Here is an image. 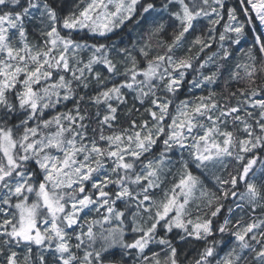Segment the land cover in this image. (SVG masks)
<instances>
[{"label":"snow or ice","instance_id":"obj_1","mask_svg":"<svg viewBox=\"0 0 264 264\" xmlns=\"http://www.w3.org/2000/svg\"><path fill=\"white\" fill-rule=\"evenodd\" d=\"M241 3L244 5V0ZM109 5H113L115 11H110ZM213 5L224 7L223 0H212L211 4L209 0H159V4L156 0H90L78 14L74 11L62 14V0H0V255H4L6 264H48L46 252L53 255L52 264L57 261L59 264H128L124 257L133 255V264H162L158 253L153 252L151 257L145 255V249L153 242L163 246V264H181L179 250L171 240L166 236L156 240L158 227L166 233L173 229L181 230V241L188 238L204 241L205 247L195 264H241L242 261L251 264L243 255L245 250L255 254V264H264V231L258 233L260 240L254 232L264 228V220L242 227H238L237 221L233 230L229 227L232 223L230 216H225L222 222L213 219L221 215L224 207L221 196L225 200L238 196L253 210L258 201H264V182L257 184L249 176L250 172L255 175L253 168L259 160L254 150L260 149L264 153V98H258L264 97V75H257L258 72L264 73V61H260L259 69L255 63L244 65L243 77L240 71L231 73L233 80L239 77L246 82L245 87L237 88L240 95L236 106L219 105L212 100L216 93L209 92L207 97H197L200 103L181 101L177 105V114L171 115L173 101L157 95L156 81L163 84L166 92L175 93L184 81L185 71L182 69L192 67L190 57L175 58L168 53L181 46L185 34L197 28L201 17L216 15V19H209L213 25L210 32H214V26L221 22L222 14ZM245 7L251 8L256 20L264 27V0H247ZM165 14L178 22L171 25L172 42L167 44L164 55L148 59L145 68L139 67L136 55L127 46L120 47L116 41L110 45L89 44L74 35L87 29L92 36L106 37L138 16L137 26L146 22L147 35L151 38L166 30L170 21L165 20ZM244 15L249 17L251 13L245 10ZM227 19L223 32L219 33L221 58L225 60L230 52L224 48L223 42L230 40L239 44L247 36V26L253 23L251 19H238L233 8H228ZM34 21L42 26L37 29L45 38L42 43H30L28 40L27 26ZM61 29L67 31L62 33ZM207 39L214 40L215 37ZM192 43L200 45V51L211 46L202 36H196ZM256 45H259L260 53H264V35L254 37L252 47ZM132 47H136L135 42ZM252 47L247 54L255 62ZM149 48L150 44L145 42L139 48L140 55L147 58ZM113 49L119 54L120 62L125 64L122 73L125 79L111 87L105 85L103 91L92 97L96 105L107 104V113L98 121L99 141L105 143L100 144L95 137H87L85 121L88 115L80 112L83 96L75 101V114L69 110L44 118L45 109L54 108L61 100L73 98V81L88 87L85 69L92 73L93 65L102 64L108 73L118 74L117 63L110 56ZM85 50L90 52L86 63L76 58L77 52ZM69 53L75 67L70 63ZM128 62L131 67L127 66ZM200 67H205V64ZM240 67L236 65L237 69ZM64 73H71V80ZM94 78L103 83L99 72ZM216 79L217 73L214 72L204 76L203 82L212 84ZM193 83L195 87L201 86ZM124 88L136 92L135 99L141 104L151 97V107L145 111L155 123L132 120L131 134L125 128L121 133L105 135L104 126L111 128L112 121L117 118V107L110 101L115 98L124 103ZM231 95L236 96V93ZM248 108L258 109V115ZM214 110L219 115H214ZM242 110L245 117L240 115ZM168 116H171V124L165 122ZM198 117H204L210 123H202ZM229 117L233 129L245 133L244 137L226 128L221 130L220 124L227 125ZM249 119L255 120L260 134L254 132ZM237 122L242 125L239 129ZM53 127L54 131L51 130ZM197 128L202 135L194 133ZM217 137L223 139L218 140ZM161 138L163 148L159 159H147L145 163L142 158L152 152ZM189 138L193 143H186ZM187 148L195 149L190 153L192 163L201 172L210 166L223 165L224 157H233L240 167L235 175L230 174L229 179L216 177L223 185L217 193L203 187L201 176L193 174L189 170L191 165L183 161L179 182L172 186L170 193L164 192V199L155 201L150 189L161 186L160 172L166 154L174 149ZM249 153L252 155H246ZM259 162L264 172V160ZM261 180L264 181V177ZM241 182L245 191L238 193ZM110 185L113 187L109 188ZM227 185L230 187H224ZM194 200H200L208 209L195 221L185 219L190 215L187 206ZM118 201L124 205L123 210L116 206ZM133 202L136 210L131 211V231L140 235L126 242L123 225ZM236 207L242 208V205L237 204ZM101 209L104 212L100 220L87 218L89 212L100 213ZM228 212L233 213L231 206ZM144 213L147 214L146 220ZM138 217L144 222L139 223ZM81 219L86 221V231L79 224ZM113 220L118 222L114 227L111 226ZM148 221H151L150 226ZM96 226H99V232L94 230ZM78 227L80 230L77 232ZM217 232L221 234V240L225 233L233 236L240 251L237 252L233 246L222 259H217L215 246L221 240L213 239V246H207L208 238ZM73 236L74 244L71 242ZM98 239L101 243L97 247ZM250 241H256L260 247L253 246ZM117 247L121 249L119 253L114 250ZM73 248L77 251L74 252ZM16 249H21L22 253ZM130 250H135V253Z\"/></svg>","mask_w":264,"mask_h":264},{"label":"trees","instance_id":"obj_2","mask_svg":"<svg viewBox=\"0 0 264 264\" xmlns=\"http://www.w3.org/2000/svg\"><path fill=\"white\" fill-rule=\"evenodd\" d=\"M88 0H62V14H67L69 11H74L78 13V11L82 8V6L85 4V2ZM239 0H223L224 7L221 8L220 5H213L217 8V10L223 15V20L217 25H215V31L210 32L209 30L213 28V25L209 23V19H216V15H213L211 17H201L197 21V28L194 31H190L189 33L185 34V38H183V41L181 43V46L178 48H174L172 53H168L170 55H173L175 58H187L190 57L192 61V67L188 69H182L185 71V77L184 81L182 82L181 86L178 88V90L175 93H168L164 90L163 84L159 81H156L158 84L157 88V95L163 97L165 100L171 99L173 103L170 105V113L171 115H176L177 113V105L180 104L181 101H187L189 104H195L200 103V101L197 99L199 96H205L207 97L209 92L216 93L215 96L212 97V100L218 103L219 105H223L225 107L227 106H236L237 105V97H239V93L237 92L238 87H245L246 82L244 80H240L238 77L236 80H233L231 78V73L233 71H240L241 77L244 76L243 67L244 65H253L255 63V67L257 69L260 68V61H264V53H260L258 45L255 47H252L253 45V35L249 29V26H247V36L246 38L242 39L239 44H233L230 40H226L223 42L224 48H227L230 52L229 57L225 60L222 59V49L220 47L221 43L219 40V33L223 32V24L226 22V15L228 8H233L236 13L237 17L240 20H245V18L242 15V12L240 10L239 6ZM156 3L159 4V0H156ZM247 0H244V4L246 6ZM247 10L251 13L250 19L253 21V29L259 34L264 35L263 27L260 25L259 21L255 18V13L251 11L250 7H247ZM153 15H156L155 13ZM136 18L130 21H126L124 25H122L120 28L115 29L110 34H107L106 37H99V36H92L88 33L87 29L74 33L76 38L80 40L81 42L87 41L89 44L93 43H104L110 45L113 41H116L117 44L120 47L127 46L129 49H132L133 54L136 55L137 60L139 62L140 68H145L147 66L148 59H152L156 55H164L167 52V44H170L173 39V31H172V24H178V22L174 20H170V18L165 14V20H169L170 23L166 26V30L162 33H160L157 36L149 37L147 35L148 32V24L146 22H142L139 26L136 24ZM151 19V17H150ZM28 39L30 40V43H42L43 37L40 36L39 32L37 31L38 28L42 27L38 22L34 21L33 23L29 24L28 26ZM62 33L67 31L61 29ZM228 35L232 36L233 33H229ZM196 36H202V38L206 39V42L210 44V47H205L203 51H200V45H194L192 41L195 39ZM209 36H214L215 39H207ZM133 42H135L136 47L133 49ZM145 42H148L150 44V48L147 49L149 51V56L147 58L143 57L139 53V48L143 46ZM252 47V54L256 58L255 62L253 60L249 59V56L247 54L248 49ZM189 48H191V52H189ZM215 54V55H214ZM70 58V63L73 67L76 66L75 61L71 59L72 54H68ZM90 55V52L88 50L80 51L76 53V58L79 60H82L84 63L87 62V59ZM111 58L114 60V62L117 63V68L119 69V73L116 75H112L107 72V69L102 64H96L93 65V71L92 73H89L87 69H85V77H87V80L85 81L88 84V87L85 88L82 86V84L79 81H73V98L68 101L61 100L60 103L56 105L54 109H45L44 110V118H51V116L56 115L58 113H67L69 110L72 111L73 114H75L76 107H75V101L80 100V97L83 96L84 99L80 102V112L87 114L88 119L85 121V123L88 125L87 127V137L89 139L95 137L98 143L104 144L105 142L99 141V130L100 125L98 121L103 118V116L107 113V104L101 103L99 105H96L92 101V97L96 96L100 91L104 90V86L111 87L113 83L119 84L124 81L125 77L122 75L125 64L120 62L121 58L119 54L115 52L113 49L110 52ZM213 57L212 63L208 62V58ZM205 64V67L201 68L200 65ZM239 64L241 67L240 69L236 68V65ZM128 67H131V63L128 62ZM80 67H83V64L80 65ZM162 70V69H161ZM99 72L101 75V80L103 83H98L97 80L94 78L95 74ZM217 73V79L215 83L209 84L207 82H201V86L192 89V86L190 84L198 78V76H201L202 78L204 76L211 75L212 73ZM67 79L71 80L72 76L71 73H64ZM79 75V73H77ZM257 75H264V73H257ZM108 79H105V78ZM142 79L143 77H138V79ZM260 81L257 80V84H259ZM123 93V99L124 103H121L120 101H117L115 98H113L110 103L117 107V113H116V120L112 121V127L109 128L107 125L104 126V134L110 135L112 133H121L123 129L127 128L129 129V134H131V121L136 120L137 123H142L143 120H148L150 124L155 123L152 121V117L145 111V108L151 107V97L147 98L145 100L144 104H141L139 100L135 99L136 92L130 91L127 88L122 89ZM231 93H236V96H232ZM258 98H264V97H258ZM242 99V97H241ZM129 109H131V113H129ZM248 111H254L258 115V109H251L248 108ZM97 112H99V116H97ZM214 115H219L218 111H213ZM240 115L242 117L246 116V113L242 110ZM166 124H171V116H168L165 118ZM206 124H209L210 122L205 119ZM248 122L253 125V130L256 134H260L259 128L255 126V120L249 119ZM34 123V122H33ZM233 122L231 117L228 118V124L225 125L223 123L220 124L221 130H224L225 128L229 131H235L232 126ZM237 129L241 128L242 125H240L237 122ZM95 129V132L93 131ZM52 131L55 130L53 127L51 129ZM139 130V129H137ZM48 131V130H45ZM235 134L240 137H244L246 134L241 131H235ZM218 140H222V137H217ZM163 148L162 145V138L161 141H158V144L153 147V150L151 153H146L144 162L147 163V159H158L161 149ZM256 154L259 157V160H264V153L261 152L260 149L254 150ZM181 152L183 153L181 155ZM180 153H176L175 150H173L171 153H167L166 157L169 159L168 164L164 166L163 170L160 172L161 177V186L159 188L150 189V193L153 196V199L155 201H160L164 199V192L168 191L171 192L172 186L179 182L180 174L182 171L181 163L183 160L187 161L190 166V171L193 172V174L200 175L201 179L203 181V187L207 188L210 192L215 191L219 193L220 187L223 185H220L218 181L216 180V177H220L221 179H229L230 174L235 175L237 168L240 167V165L237 163V161L230 157L227 159L225 165L226 167L219 166V168L212 169L209 167V169L205 170L204 172H201V170L196 169L194 163H192V157L190 155V150H181ZM248 156H251L252 154H246ZM175 159H182L181 161L174 162ZM257 162L256 165H254L253 171L257 169V167L261 164L260 162ZM246 163V161H244ZM253 173H249V176H251ZM261 177H264V172L261 174L258 183L260 184L264 181L261 180ZM224 187H230V185L224 186ZM238 191H245V186L243 182L238 186ZM221 202L223 203L224 207L221 209V215L218 218L219 222L223 221V218L225 216H230L232 223L229 225L230 228L235 230L236 222L239 221V225L241 224H247L250 220H255L256 217H264V201H259V204L255 206V209L253 210V207L249 204L244 205L242 209H238L236 207L237 204H241L238 202L236 197H229L228 199H223L221 196ZM199 206V209H197L196 202H193L190 204L191 213H195L196 216L203 217L206 212H208V209L204 206L203 203ZM120 210L124 209V205L121 202H117L116 205ZM231 206L233 208V213L229 214L228 207ZM135 203L131 205L130 211L126 212V222L123 225L124 227V240L126 242H131L133 237H138L139 233H133L131 231L132 226V216L131 211H135ZM202 211L203 213H201ZM104 212V209H102V213ZM144 219L146 220L147 214H143ZM101 213H94L89 212L88 213V219H96L100 218ZM139 223H143L144 221L141 220L139 217L137 218ZM117 221L113 220L111 226H116ZM80 225H83L84 230H87V224L84 219H81L79 221ZM151 221H148V225L150 226ZM105 227H109V225H105ZM80 229L79 227L76 229L78 232ZM95 231L99 232V226H96L94 229ZM260 231H264V228H262ZM182 234L181 230L179 229H173L172 232L166 233L163 228L158 227L157 229V236L156 240H158L162 236H166L169 240L172 241L173 245L178 248L179 250V260L181 264H193L196 260L200 258L199 253L203 251V248L205 247L204 241H196L194 239L188 238L184 241H181L179 239V236ZM221 240V234L219 232L215 233L213 237L208 238V245L207 246H213L212 240ZM234 239L233 236L225 233L223 234V239L219 244H217L216 251L217 254L224 249L226 245L232 242ZM261 237L259 234H257V240H260ZM73 244L76 242L75 238L73 236L72 241ZM101 241H97V247ZM251 244L257 248L260 247V245L256 244V241H252ZM163 246L159 245L156 242L150 243L149 246L145 249V255L151 257L153 252H156L159 254V258L161 259V262L163 264V260L165 259V253L162 250ZM18 252L22 253L21 249H16ZM74 252L77 250L75 248L72 249ZM117 253L121 251L119 247L114 249ZM133 253H135V250H130ZM82 255V253H79ZM46 259L48 261V264H52L53 261V255L51 253H45ZM254 253L249 251L246 253L247 260L251 262V264H255L254 261ZM22 254L20 256V259L22 260ZM124 259L128 262V264H133V261L135 260V255L133 256H125ZM0 264H6V261L4 260V255H0ZM56 264H59L57 261ZM241 264H244L242 261Z\"/></svg>","mask_w":264,"mask_h":264},{"label":"rangeland","instance_id":"obj_3","mask_svg":"<svg viewBox=\"0 0 264 264\" xmlns=\"http://www.w3.org/2000/svg\"><path fill=\"white\" fill-rule=\"evenodd\" d=\"M90 2V0H88V1H86L85 2V4L82 6V8L80 9V10H82L84 7H86V5H87V3H89ZM105 2H107V0H105ZM209 3L211 4L212 3V0H209ZM239 6H240V10H241V12H242V15H243V17L245 18V20L246 19H250V16L249 17H245V15H244V12H245V10H247V8L245 7V4L244 5H242V3H241V0H239ZM79 10V11H80ZM109 10L110 11H115V8H114V6L113 5H109ZM209 10V12H211V9L209 8L208 9ZM79 11H78V13H79ZM248 11V10H247ZM249 12V11H248ZM78 13H76V14H78ZM213 15H215L214 13L211 15V16H213ZM226 17H227V15H226ZM221 20H223V15H222V19ZM226 22H224V24L225 23H228V19L226 18ZM223 24V25H224ZM249 26V29H250V31H251V33H252V35H253V37H255L256 35H259L252 27H253V24H250V25H248ZM263 30H264V27H263ZM108 34H110V33H108ZM234 34V33H233ZM29 40V39H28ZM29 42H30V40H29ZM219 44H221V43H219ZM258 47H259V45H258ZM69 54H71V53H69ZM208 62H210V63H212L213 61L212 60H208ZM162 71V70H161ZM171 71V70H170ZM140 79V78H139ZM203 81V78L201 77V76H198V78L197 79H195L193 82H197V83H201ZM191 83L190 84V86H192V89H196V88H198V87H195L194 86V83ZM53 100H55V97H53ZM57 105V104H56ZM56 107V106H55ZM54 107V108H55ZM54 108H52V109H54ZM51 109V108H50ZM177 114V113H176ZM198 120L200 121V122H202V123H205L206 124V122H205V118L204 117H198ZM194 133H199V134H203L202 133V131L199 129V128H197V129H194ZM186 143L187 144H191V143H193V141H192V139L191 138H189L187 141H186ZM175 150V152L176 153H180L181 152V150H178V149H174ZM184 150H190V152H193V151H195V149H193V148H187V149H184ZM228 158H230V157H224L223 158V161H224V164L223 165H225V163H226V161H227V159ZM159 159V158H158ZM168 158L166 157V159H165V164H164V166H166L167 164H168ZM182 159H175L174 160V162H178V161H181ZM183 161H185V160H183ZM223 165H217V166H215V167H211L210 166V168H212V169H215V168H219V166H223ZM164 166L162 167V170H163V168H164ZM261 167H262V165L260 164L258 167H257V169L255 170V171H253L254 173H255V175H251L250 177L253 179V180H255L256 181V183H258V180H259V178H260V176H261V174L263 173L262 171H261ZM111 187H113V186H109V188H111ZM89 188H90V185H89ZM239 192H243V191H238V193ZM196 195H197V197H199V192H197L196 193ZM236 199L238 200V202H240L241 204L240 205H242V208H243V206L244 205H247V204H249L247 201H241V200H239V198H238V196L236 197ZM193 202H196V205H198L199 204V206H201L202 204H201V201L200 200H194ZM193 202H191V203H193ZM190 203V204H191ZM190 204L187 206L188 207V210H189V212L191 211V209H190ZM259 204V201L257 202V204L256 205H258ZM250 205V204H249ZM255 205V206H256ZM242 208H238V209H242ZM95 214L97 213V212H95V211H93ZM201 213H203L202 211H200ZM100 213H102V209L100 210ZM196 215H195V213H191L190 212V215L189 216H186L185 217V219H192L193 221H195L196 220ZM101 219V217L100 218H96V220H100ZM261 220H264V217H256V219L255 220H250V221H248L247 222V224L248 223H252V222H254V221H261ZM247 224H241V225H239L238 227H242V226H245V225H247ZM262 229V228H261ZM261 229H255L254 230V232H256L257 234L260 232V230ZM252 234L250 233L249 234V236H251ZM252 241H250V243H251ZM233 246H236V250H237V252H239L240 251V249H239V247H238V242L235 240V238L232 240V242L231 243H229L228 245H226L225 247H224V249L222 250V251H220L218 254H217V259H222L225 255H226V253L228 252V251H230L232 248H233ZM249 252V250H245L244 251V253H243V255L245 256L246 255V253H248ZM193 264H195V263H193ZM214 264H215V262H214Z\"/></svg>","mask_w":264,"mask_h":264}]
</instances>
